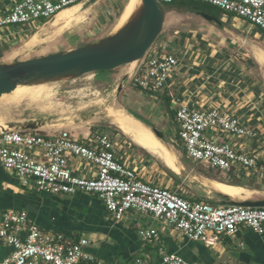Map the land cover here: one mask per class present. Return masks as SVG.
I'll use <instances>...</instances> for the list:
<instances>
[{
    "label": "crops",
    "instance_id": "0c3cea01",
    "mask_svg": "<svg viewBox=\"0 0 264 264\" xmlns=\"http://www.w3.org/2000/svg\"><path fill=\"white\" fill-rule=\"evenodd\" d=\"M21 1L0 0V16L9 12ZM103 3V0H82L77 3L81 6V18L74 20L69 26H64L62 21L56 24L58 15L64 10H71L77 4L65 8L52 19H46L38 27L33 21L25 24L26 26L16 28L10 26L2 30L0 32V63L47 56L58 51L80 47L86 44L85 40L88 41V39H91L88 43L99 40L100 38L92 35L95 33L94 29L99 30L93 26V21L96 17L95 12L102 9ZM202 11L206 13L205 10L202 9ZM202 11H191L178 6L166 12L163 32L166 30L167 43L173 42V44L172 46L167 44V47L155 52L159 55L174 54L179 59L176 52L189 51L185 38L191 36L189 47L199 51L194 62L198 65L199 59H202L198 69L190 71L188 68L186 72H182L183 68L180 72L182 63L179 59L180 65L170 79V86L165 90L166 97L171 98L172 92L181 99V102L191 106L200 108L221 106L235 113L247 126L258 133L255 138L238 139L239 143L259 160L258 155L264 157V140H259V130L264 128V116L261 112L262 109L264 110V81L262 75L255 74L252 77V68L248 65L252 61L255 67L264 66V60L259 58L260 52H264V30L222 9H218L216 13H213L214 15L206 13L217 18L218 22L207 19ZM50 27L53 28L52 33L56 32L48 35L46 30ZM114 31H116L115 28L110 32L103 30L101 38ZM35 34L38 35V41L32 47L26 48L25 43ZM72 36L74 41L70 42ZM55 38L57 41L52 42ZM239 51L242 52L239 56L243 61L242 64L244 67L247 65L249 71L245 68L241 71L235 70L240 63L237 57ZM28 52H33L35 55L27 57ZM96 75L99 73H95L94 77ZM213 79L222 82L218 84ZM106 80L103 78L100 81L105 83ZM197 82L199 84H196ZM219 85L223 88V92L219 90ZM141 92L147 93L142 89ZM161 93L147 94L155 100L158 98L157 95L160 96L159 99L161 98ZM224 94L225 97L222 96ZM179 106H176V111ZM111 121L105 127L107 131H110L109 133L91 124L96 120L52 125L42 123L43 126L40 128L42 133H39L49 137L67 129L72 136L87 143H90L97 134L106 133L116 145L117 161L134 170L141 181L168 188L192 201L225 205L223 201L226 199L221 197L224 193L216 192L206 186L205 180H219L242 187L250 194L264 195V173L262 172L264 158L258 162L261 169L259 174L244 173L241 170L235 171L234 174L217 172L218 176L208 173L200 174L205 187L223 199L203 200L195 192L182 186L181 172L172 170L158 156L135 142L131 136ZM179 130L178 125V131H175L177 134L170 137L173 146L188 158L180 141L173 142L175 137L178 138ZM33 131L36 132V130ZM220 138L230 139L225 134ZM69 160L70 167L76 175L86 177L96 175V168L92 162L74 155H69ZM224 196L227 197V194ZM241 198L251 197L246 195ZM12 209L25 210L30 221L52 234H62L71 241L88 239L90 243L85 249L94 260L88 264H135V259L138 257L158 264L160 248L167 253L179 255L191 264H264V235L257 234L252 229L242 227L237 234L222 235L207 244L180 234L170 225L159 221L154 224L153 218L135 210L127 212L120 220L110 213L104 201L94 194L78 192L72 195H54L40 192L34 184L24 185L15 172L4 168L0 163V213ZM151 226L158 229L159 239L148 243L140 236L139 230ZM12 249V246L0 241V260L7 257Z\"/></svg>",
    "mask_w": 264,
    "mask_h": 264
},
{
    "label": "built area",
    "instance_id": "2783aa9c",
    "mask_svg": "<svg viewBox=\"0 0 264 264\" xmlns=\"http://www.w3.org/2000/svg\"><path fill=\"white\" fill-rule=\"evenodd\" d=\"M82 0H22L0 16V32L11 25L52 19L65 8ZM172 3L174 0H157ZM244 18L264 30V0H199ZM180 65L174 54L146 55L133 77L134 84L150 94L164 92ZM172 103L180 105L176 122L178 138L191 161L217 172L231 174L257 167L258 159L239 143L238 138H255L258 133L240 117L221 106L194 107L170 93ZM230 139H221L223 135ZM240 144V146H239ZM69 155L90 161L96 168L92 177L76 175ZM0 163L15 172L26 186L34 184L49 194L97 195L110 213L120 219L137 211L196 241L210 244L222 235L237 234L242 227L264 235V207L218 206L206 201H192L168 188L141 181L136 172L117 161V148L110 135L97 134L87 143L72 136L67 129L58 135L43 136L33 130L9 125L0 127ZM148 243L159 239L155 227L139 230ZM0 241L12 246L11 253L0 264H84L94 261L86 251L90 241L66 239L52 234L28 218L25 210L0 213ZM158 264H191L176 254L160 248ZM101 264V263H97ZM135 264H156L136 258Z\"/></svg>",
    "mask_w": 264,
    "mask_h": 264
},
{
    "label": "rangeland",
    "instance_id": "374dc122",
    "mask_svg": "<svg viewBox=\"0 0 264 264\" xmlns=\"http://www.w3.org/2000/svg\"><path fill=\"white\" fill-rule=\"evenodd\" d=\"M103 2V6L105 7L102 6L101 10L99 9L95 12L96 17L93 21V26L100 31L94 29L93 32L95 33H92V35H94V37L97 36L98 38H101L103 30H106V32L114 30L117 18L122 13L127 0H103ZM196 4L203 10H205L206 13H210L212 15H214L213 13H216V11L220 9L217 6L201 1H197ZM160 5L164 8L165 12L173 8L172 3H160ZM45 21L46 19H39L36 20V23L34 24L36 27H38ZM11 26L12 28H16L26 25L16 24ZM52 31L53 28L51 27L46 30L48 35L54 34L56 32L54 31L52 33ZM165 34L166 30L164 32L162 31V33L157 38L156 42L153 44L152 48L149 49L146 55L152 54L155 51L158 52L159 49L161 50L164 47H167V44L168 46H172L173 42L167 43V37ZM190 37L191 36L185 38V40H187L188 42L187 47L189 51L186 52L185 50L179 52L176 50L180 62L182 63L180 72L182 68V72H186L185 70L188 68L190 71H195L199 68L198 65L202 63V59H199L198 65H196V63L194 62L196 61L195 56H197L199 51H196L192 47H189V44L191 43ZM90 40L91 39H88V41L85 40V42L88 43ZM55 41H57L56 38L52 42ZM69 41H74L73 36ZM83 45L85 44H82L81 46ZM33 52H28L27 57L34 56L35 54ZM241 53L242 52L237 54L240 63L238 62L239 66L235 67V70L240 69L241 71L242 68H245V70L247 69L249 71L248 66H250L252 68L251 76L253 77L255 74L259 76L262 75L264 81V66L262 68L255 67V64L251 61L248 66L245 65L244 67V64H242L243 61L239 57L241 56ZM139 65L140 61L134 64H126L124 66H120L111 71L109 70L106 72H98L99 75H96V77H94L95 73H89L73 80L52 82L53 84L50 86L49 84L51 83L43 84L41 87L47 89V92H49V94L51 95L50 99L47 102L31 103L24 100L14 102L5 98L0 99V120H2L5 125H9L11 123L25 124L27 122H41L44 125H52L60 123L64 124L67 122L76 123L88 120H96L95 123L91 124L95 127L98 126L101 131L109 133L110 131H107L105 127H107L106 125H108V122L111 121V118L108 116L110 109H121L123 112L126 111V114H129L128 109H133L150 118L155 123L156 127L164 132L165 139L163 140V142L166 143V145L168 144L167 146L170 149L172 148L171 150L176 154L180 164L182 165V186H186L189 191L191 190L192 192H195L197 196L203 200H223L215 195L214 192H210L209 189L205 187V185L202 183V176L200 175L208 173L218 176L217 171L205 165H201L199 163L191 161L182 151L176 149V147L173 146L171 137L174 134H177V132L175 133V131H178V125L175 121L176 106L172 103V97L170 98V102L165 94L167 92L164 91L161 93L160 99V96L157 95L158 98L154 100V98H151L149 94L141 92V88L134 84L133 77ZM100 78H106L107 82L102 83L100 81ZM213 80H215V82H217L218 84L222 82L218 79ZM196 84H199V82H197ZM119 87H122V89L119 90ZM219 90H222L223 92V88L221 86L219 87ZM222 96L225 97V94ZM261 112L264 116L263 109L261 110ZM41 131V129L36 130L37 133H42ZM259 132V140H264V128L260 129ZM73 137L79 139L74 135ZM258 142L259 141H257V143ZM257 152L259 153V150H257ZM258 157L259 160H263L262 158H264L261 157V155H258ZM258 164L259 165L257 167L243 170V172H248L249 174H259V171L261 169L260 163ZM262 172L264 173V169L262 170ZM248 197L262 198L264 197V195L250 194L248 195ZM153 223L156 224L157 221H153Z\"/></svg>",
    "mask_w": 264,
    "mask_h": 264
},
{
    "label": "water",
    "instance_id": "95a60500",
    "mask_svg": "<svg viewBox=\"0 0 264 264\" xmlns=\"http://www.w3.org/2000/svg\"><path fill=\"white\" fill-rule=\"evenodd\" d=\"M202 14L209 20L219 21L204 12ZM165 18L166 12L157 0H141L140 6L121 28L97 41L47 56L0 63V98L17 86L73 80L85 74L142 61L162 33ZM128 113L150 128L161 141L165 139L164 132L150 118L133 109H128ZM42 126L41 122L9 124V127L21 130H38ZM227 198L223 201L225 205L264 207V197L236 199L227 195Z\"/></svg>",
    "mask_w": 264,
    "mask_h": 264
},
{
    "label": "bare ground",
    "instance_id": "6f19581e",
    "mask_svg": "<svg viewBox=\"0 0 264 264\" xmlns=\"http://www.w3.org/2000/svg\"><path fill=\"white\" fill-rule=\"evenodd\" d=\"M140 4H141V0H127L122 13L117 18L115 24V30H118L127 22V20L131 17V15L138 8V6H140ZM80 10H81V6L80 4H78L71 10L67 9L62 11L58 15L56 24L62 21L64 26H69L72 21L81 17ZM37 41H38V35L35 34L27 43H25L24 46L26 48L32 47ZM259 58L261 60H264V52H260ZM52 84L53 83L49 84V86ZM41 86L42 85L17 86L14 87L13 89L11 88L8 91V93L4 94L0 99L5 98L14 102L21 100L29 101L31 103L47 102L50 99L51 95L49 94V92H47V89ZM125 112H123L121 109L118 110L110 109L108 116L111 118L112 123H114L120 129L126 132L129 136H131L135 142H137L138 144H140L141 146H143L144 148H146L147 150L158 156L166 165H168L175 172L177 173L181 172L182 165L178 161L176 154L171 150L172 148L170 149L167 146L168 144L166 145L158 137H156V135L151 131L150 128L143 125L138 120L129 116L130 114L128 115ZM0 126L1 127L5 126V123L2 120H0ZM205 183L206 186H209L212 190L216 192H222L224 193V195L227 194L234 198H241L242 196L249 195L250 193L249 191L244 190V188L242 187L224 183L219 180H205Z\"/></svg>",
    "mask_w": 264,
    "mask_h": 264
},
{
    "label": "trees",
    "instance_id": "16d2710c",
    "mask_svg": "<svg viewBox=\"0 0 264 264\" xmlns=\"http://www.w3.org/2000/svg\"><path fill=\"white\" fill-rule=\"evenodd\" d=\"M197 0H174L172 2V5L173 7H185V9H188V10H191V11H196V12H200L202 11V8L199 7L197 4H196ZM111 71V70H110ZM106 72V71H104ZM95 73H98V72H95ZM168 100L170 101V98L168 97ZM231 174H234V172L232 171ZM237 183V182H235ZM234 183V184H235ZM221 197L223 199H228L226 196L224 195H221Z\"/></svg>",
    "mask_w": 264,
    "mask_h": 264
}]
</instances>
